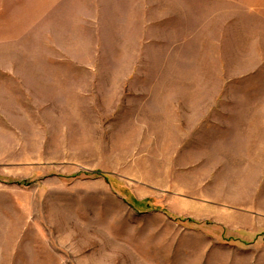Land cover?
<instances>
[{
	"label": "rangeland",
	"instance_id": "obj_1",
	"mask_svg": "<svg viewBox=\"0 0 264 264\" xmlns=\"http://www.w3.org/2000/svg\"><path fill=\"white\" fill-rule=\"evenodd\" d=\"M0 264H264V0H0Z\"/></svg>",
	"mask_w": 264,
	"mask_h": 264
}]
</instances>
